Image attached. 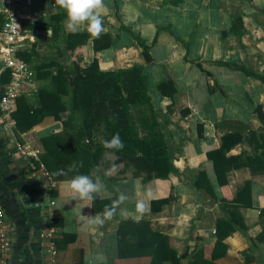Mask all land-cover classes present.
Masks as SVG:
<instances>
[{"label":"crops","instance_id":"crops-1","mask_svg":"<svg viewBox=\"0 0 264 264\" xmlns=\"http://www.w3.org/2000/svg\"><path fill=\"white\" fill-rule=\"evenodd\" d=\"M103 4L99 36L106 35L109 46L93 50L94 36L78 31L86 35L83 62L94 58L102 71L142 66L154 113L152 130L161 135L173 169L164 177L146 178L130 165L113 164L114 155L103 150L85 173L100 175L107 188L103 198L98 196L90 207L83 201L65 203L64 181L75 176V142L69 130H63L67 110L43 114L22 130L15 126L12 133L0 125V208L10 236L8 264H50L45 253L49 219L55 264H151L149 254L119 241L129 227L137 238L143 221L173 251L177 264H264V155L252 158L261 151L257 141L264 139V122L256 114L259 108L264 117V83L248 73L264 76V0H103ZM2 7L0 3L3 20ZM9 9L18 21L15 58L20 59L16 52L31 51L33 58L26 63L32 70L47 61L71 65L64 35L73 32L65 28L64 14L54 0H29ZM237 14L240 27L234 33L229 29ZM137 39L148 49L141 50ZM5 68L0 55V73ZM45 71L33 72L32 88L21 93L33 107L38 106L39 88L52 89ZM161 77L172 80V97L156 90ZM24 108L19 102V118ZM16 109L15 101L13 112ZM136 130L139 136L145 132ZM231 131L239 132L241 141L213 154L221 160L215 173L210 155L220 150L221 136ZM19 133L39 149L38 159L55 187H48L36 161L16 155L13 141ZM30 162L37 166L34 171ZM137 179L152 191L150 211L139 222L117 214L92 231L84 216L101 213L111 204L118 195L114 185L130 197L121 208L131 210L142 198L134 190ZM159 199V208L151 210V202Z\"/></svg>","mask_w":264,"mask_h":264},{"label":"trees","instance_id":"trees-1","mask_svg":"<svg viewBox=\"0 0 264 264\" xmlns=\"http://www.w3.org/2000/svg\"><path fill=\"white\" fill-rule=\"evenodd\" d=\"M2 21L0 17V22ZM239 25L240 16L237 14L231 21L229 31L238 33ZM101 36L105 38V41L97 40ZM101 36L93 37V50L109 46V38L106 35ZM85 41L86 35L80 32L64 35V48L71 52L70 66L57 65L53 61L35 65L33 70L35 74L46 69L45 75L53 83L52 89L37 90L35 98L37 107L28 104L22 94L16 98L17 109L12 113L16 127L22 130L43 114L55 115L59 111L67 110L63 130H69L75 142V149L72 150L75 152V175L85 174L89 167L97 164L101 152L108 150L114 155L113 164L130 165L134 171L144 172L146 178L166 176L173 168L165 156L161 135L152 130L155 124L154 113L146 92V76L142 73V66L132 64L126 68L102 71L94 58L88 63L83 62ZM137 42L141 50L148 49L141 39H137ZM16 55L28 63L33 58L29 50L16 52ZM49 68H53L54 73H51ZM248 73L264 83V76ZM8 80L9 70L5 68L0 73V87ZM156 90L160 95L167 97H172L175 93V87L170 78L161 77L156 83ZM61 94H65V98H62ZM19 102L25 107L24 115L20 118L17 111ZM256 114L260 121L264 122L259 108H256ZM73 120L76 122L75 127L72 125ZM137 128L145 130L143 135H138ZM116 133H119L124 142V148L120 151L105 149L102 141L111 139ZM220 141V150L213 151L210 155L215 173L220 171L218 167L221 165V160L216 161L213 154L224 152L240 142L241 135L239 132H226L221 136ZM56 146L60 147L58 143ZM257 147L261 148V153L255 152L252 158H261L264 155V139L257 141ZM161 201L160 199L152 201L151 210H154V207L157 210ZM141 225L138 228L137 238L135 229L129 227L128 235L121 233L119 241L127 242L129 248L135 251L140 250L139 253L149 254L151 264H161V260L177 264L173 251L158 240L161 236L149 232L144 221Z\"/></svg>","mask_w":264,"mask_h":264},{"label":"clouds","instance_id":"clouds-1","mask_svg":"<svg viewBox=\"0 0 264 264\" xmlns=\"http://www.w3.org/2000/svg\"><path fill=\"white\" fill-rule=\"evenodd\" d=\"M54 4L58 10L63 12L65 17L63 23L68 31L75 33L83 30L95 37L101 34L103 21L99 15V10L104 6L103 0H54ZM102 146L105 149L120 151L124 148V142L119 133H116L111 139L102 141ZM113 190L118 195L111 201L110 205H106L101 213L84 216L87 226L92 231L102 227L117 214L122 219H132L135 222H139L150 211L152 191L143 185L139 179L135 181L134 190L142 198L135 201L131 210L121 208L122 204L129 201V195L115 185ZM64 192L68 196V200L65 203L83 201L85 202L84 207H90L98 196L103 198L102 194L107 192V188L99 174L95 176L77 174L64 181ZM109 195L111 194L109 193Z\"/></svg>","mask_w":264,"mask_h":264},{"label":"built area","instance_id":"built-area-1","mask_svg":"<svg viewBox=\"0 0 264 264\" xmlns=\"http://www.w3.org/2000/svg\"><path fill=\"white\" fill-rule=\"evenodd\" d=\"M26 2H29V0H0V3L3 5L2 13L4 14V19L0 24V55L4 66L9 70V80L3 86V90L0 94V125L2 130L6 133H12L15 130L16 122L12 113L16 98L22 93L23 89L32 88V68L26 62L14 56V44L18 33V21L14 12L9 9L11 4H22ZM23 135L24 133H19L18 137H15L13 141L16 155L18 157H29L31 160L36 161L40 170V175L47 180L48 187H55V181L50 178L45 167L38 159L39 149L37 147H31L27 141H24ZM37 166L32 163L30 164L33 171ZM52 202L53 201H50V204H52ZM48 222V231L45 233L47 238L45 253L50 259V264H55L57 251L52 239L54 229L51 219H49ZM9 246V231L7 223L4 220L3 210L0 208V264H8L7 253Z\"/></svg>","mask_w":264,"mask_h":264},{"label":"rangeland","instance_id":"rangeland-1","mask_svg":"<svg viewBox=\"0 0 264 264\" xmlns=\"http://www.w3.org/2000/svg\"><path fill=\"white\" fill-rule=\"evenodd\" d=\"M12 6L14 5V4H11ZM103 155V154H102ZM105 155V154H104ZM109 155V154H108ZM110 156V155H109ZM112 157H114V156H112Z\"/></svg>","mask_w":264,"mask_h":264}]
</instances>
